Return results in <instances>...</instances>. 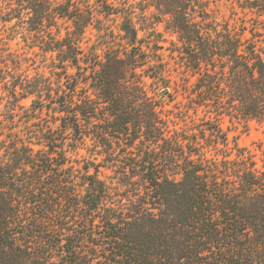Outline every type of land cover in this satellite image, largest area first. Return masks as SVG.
Wrapping results in <instances>:
<instances>
[{
    "label": "trees",
    "instance_id": "1",
    "mask_svg": "<svg viewBox=\"0 0 264 264\" xmlns=\"http://www.w3.org/2000/svg\"><path fill=\"white\" fill-rule=\"evenodd\" d=\"M225 1L0 0V264H264V0Z\"/></svg>",
    "mask_w": 264,
    "mask_h": 264
},
{
    "label": "rangeland",
    "instance_id": "2",
    "mask_svg": "<svg viewBox=\"0 0 264 264\" xmlns=\"http://www.w3.org/2000/svg\"><path fill=\"white\" fill-rule=\"evenodd\" d=\"M213 2H210V7L214 12V15L217 17L218 20H223L228 17L229 15V8L227 6V3L225 0H211ZM159 30L163 31V27H158ZM102 32V31H101ZM94 27H88L86 30V38H88V43H95L98 41L97 36L101 33ZM139 36H143V32L139 31ZM248 34V33H247ZM165 37L168 39H172L173 37L170 36L168 33L164 34ZM7 44L11 50L21 52L23 47V42L20 41L19 38L8 40ZM168 45V42L165 43ZM167 54L168 52L165 51ZM30 55H32L29 52ZM178 82H181L180 79H178ZM178 98L180 99L181 96L179 95ZM27 104V102H24ZM229 123L225 121V125H228ZM235 133L238 134V144L242 147H245L249 151L255 154L256 157H258L261 153L260 149L264 150V123L256 122V121H250L248 123V126L246 129H244L242 126H238L237 130H235ZM261 147V148H259ZM80 153L85 154L84 151H81ZM77 157V156H75Z\"/></svg>",
    "mask_w": 264,
    "mask_h": 264
}]
</instances>
